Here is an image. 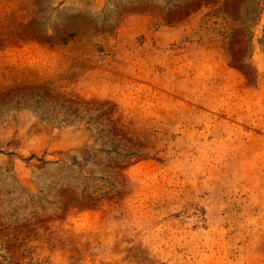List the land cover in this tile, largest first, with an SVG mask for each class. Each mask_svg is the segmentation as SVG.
I'll use <instances>...</instances> for the list:
<instances>
[{
  "label": "rangeland",
  "instance_id": "374dc122",
  "mask_svg": "<svg viewBox=\"0 0 264 264\" xmlns=\"http://www.w3.org/2000/svg\"><path fill=\"white\" fill-rule=\"evenodd\" d=\"M0 264H264V0H0Z\"/></svg>",
  "mask_w": 264,
  "mask_h": 264
}]
</instances>
